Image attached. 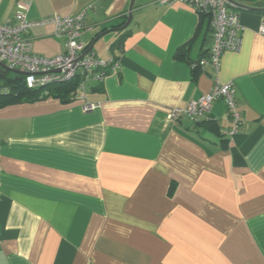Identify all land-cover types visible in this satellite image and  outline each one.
Instances as JSON below:
<instances>
[{"label": "crops", "instance_id": "0c3cea01", "mask_svg": "<svg viewBox=\"0 0 264 264\" xmlns=\"http://www.w3.org/2000/svg\"><path fill=\"white\" fill-rule=\"evenodd\" d=\"M22 1L32 20L86 9L81 41L119 69L0 105V264H264V0H229L244 29L217 72L191 65L211 31L185 3L134 0L123 28L131 0H0V22ZM53 30L30 27L36 54L64 51ZM215 81L236 87L235 133L222 100L168 120Z\"/></svg>", "mask_w": 264, "mask_h": 264}, {"label": "built area", "instance_id": "2783aa9c", "mask_svg": "<svg viewBox=\"0 0 264 264\" xmlns=\"http://www.w3.org/2000/svg\"><path fill=\"white\" fill-rule=\"evenodd\" d=\"M182 2L195 12L206 15L211 31V43L207 55L191 63L193 68L209 65L218 71L221 57L225 51H238L241 47V33L244 26L236 12L229 8V0H158L161 4ZM18 10L11 23L0 22V61L10 68L22 72V83L27 88H44L52 83H64L78 77L77 91L84 90L90 80L101 81L110 71L119 69L117 59L98 57L80 36L85 29L86 9L75 14H52L48 17L32 20L27 18V3L18 2ZM52 23L56 37L64 39V51L51 56L36 54L32 40L28 36L30 27L36 24ZM264 33V23L260 26ZM59 69V70H56ZM47 93V90H44ZM85 97V96H83ZM224 101L230 117V127L226 132L235 133L242 116L237 107L236 87L232 81H215L212 87L196 99H191L184 106L170 109L167 118L170 121L188 119L198 122L209 120L215 101ZM96 103L85 101L84 110L93 109Z\"/></svg>", "mask_w": 264, "mask_h": 264}, {"label": "trees", "instance_id": "16d2710c", "mask_svg": "<svg viewBox=\"0 0 264 264\" xmlns=\"http://www.w3.org/2000/svg\"><path fill=\"white\" fill-rule=\"evenodd\" d=\"M121 41L122 36L119 37L112 46H119ZM78 82L79 78L76 77L68 82L48 84L44 88H27L22 82L14 85L4 83V86L0 89V105L20 100H33L48 94L69 101L73 98V95L76 94ZM45 89L47 93L44 92Z\"/></svg>", "mask_w": 264, "mask_h": 264}, {"label": "water", "instance_id": "95a60500", "mask_svg": "<svg viewBox=\"0 0 264 264\" xmlns=\"http://www.w3.org/2000/svg\"><path fill=\"white\" fill-rule=\"evenodd\" d=\"M133 4H134V0H131L130 6H129V10H128V17L125 21V23L123 24V28L126 27L130 21H131V17H132V8H133ZM209 41V39H207V42ZM92 48V44L89 46V49ZM59 70V69H56ZM12 72L15 74V76L13 78H6V74ZM22 72L18 69L15 68H10L9 66H7L5 63L0 61V80L4 81L6 84H18L22 82Z\"/></svg>", "mask_w": 264, "mask_h": 264}, {"label": "rangeland", "instance_id": "374dc122", "mask_svg": "<svg viewBox=\"0 0 264 264\" xmlns=\"http://www.w3.org/2000/svg\"><path fill=\"white\" fill-rule=\"evenodd\" d=\"M11 75H12V73H11ZM2 81L0 80V83H1Z\"/></svg>", "mask_w": 264, "mask_h": 264}]
</instances>
